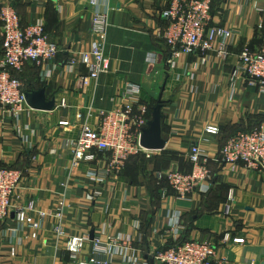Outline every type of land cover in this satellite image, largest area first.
<instances>
[{"label":"crops","instance_id":"1","mask_svg":"<svg viewBox=\"0 0 264 264\" xmlns=\"http://www.w3.org/2000/svg\"><path fill=\"white\" fill-rule=\"evenodd\" d=\"M172 1L0 0V12L12 5L23 24L43 22L59 47L49 66L27 63L20 73L24 84L45 87L47 99L55 98V108L28 106L20 117V134L15 121L0 109V165L22 171L16 202L35 200L39 209L53 212L64 199L67 235L94 231L93 238L129 236L134 254L149 264H160L156 251L182 240L210 242L213 264H263L264 173L242 162H221L219 151L237 132L264 128V90L249 85L239 66L241 52L256 51L264 41V0H212L211 25L235 32L226 58L216 49L207 57L197 52L172 56L160 36L167 24L163 13ZM97 11L109 17L106 52L111 68L82 87L79 77L88 68L79 59L92 47L90 27ZM70 59L76 62L69 70ZM127 83L141 87L137 97L124 96ZM160 96L164 149L153 151L150 158L141 153L121 166H111L112 154L99 151L95 160L72 166L68 145L79 137L83 124L97 128L101 110L128 102L150 108ZM63 121L69 124L61 125ZM207 125L220 132L206 133ZM194 144L210 159L212 186L181 198L166 191V183L155 175L189 171ZM108 166L110 173L102 182L88 174ZM172 213L180 214L177 226ZM32 232L14 213L0 221V264H78L93 253L88 241L78 259H72L65 238L53 231V218L46 219L37 237ZM226 233L230 239L223 241Z\"/></svg>","mask_w":264,"mask_h":264},{"label":"built area","instance_id":"2","mask_svg":"<svg viewBox=\"0 0 264 264\" xmlns=\"http://www.w3.org/2000/svg\"><path fill=\"white\" fill-rule=\"evenodd\" d=\"M91 3L96 4L97 0H91ZM212 10V0L171 2L163 13L167 25L160 32V36L170 48L173 57L193 52L207 57L214 49L220 57L228 56L235 32L220 25H211ZM0 22V41L3 48V54L0 56V109L15 121V130L20 134L22 130L19 125L20 117L28 104L25 98V84L13 76L11 70L20 71L27 63L47 67L57 57L59 47L48 37L43 22L22 25L21 16L10 4L2 7ZM108 27V14L102 11L95 12L90 27L95 39L91 49L81 53L79 59L88 68V73L79 77L82 87L110 71L111 62L106 52ZM75 62V59L68 61L69 70L73 68ZM239 62L248 84L264 90V41L256 51L245 48L240 54ZM140 90L139 85L127 83L123 94L128 98L137 97ZM150 118L147 106L136 108L130 102L112 110H101L98 127L83 124L79 137L69 143L72 166L77 167L82 162L95 160L99 151L112 154L111 166H121L131 156L141 153L150 158L152 150L140 144L142 129L146 127ZM60 124L68 125L69 122L63 121ZM205 131L209 134H218L220 128L207 125ZM220 154L222 162L231 164L242 162L247 167L264 173V128L237 132L225 143ZM189 159L192 163L189 172L158 171L155 175L159 181L168 183L175 195L181 198L191 196L198 189L205 192L210 190L212 173L206 151L199 144H194ZM109 173L108 166L101 171L91 170L88 174L94 180L102 182ZM21 178L22 171L18 168L0 165V221L9 219L14 213L18 223L31 227L32 236L37 237L46 219L53 218V231L56 237L65 238L66 248L72 259L77 260L85 244L92 241L93 253L86 260H78V264H149L147 260L140 259L134 254L133 241L129 236H95L91 240L89 233L67 235L63 225L64 199L59 201L53 212L39 209L35 200H30L26 204L16 202L15 195ZM171 221L177 226L180 214L172 213ZM224 238L225 241L229 240V233H226ZM234 241L243 242L244 239L235 238ZM214 253V246L210 242L191 240L168 249H160L156 251L155 257L160 264H213ZM11 254H16L14 247L11 248Z\"/></svg>","mask_w":264,"mask_h":264},{"label":"water","instance_id":"3","mask_svg":"<svg viewBox=\"0 0 264 264\" xmlns=\"http://www.w3.org/2000/svg\"><path fill=\"white\" fill-rule=\"evenodd\" d=\"M45 87L35 88L32 83L25 91L26 102L29 107L41 110H52L56 106L55 98L47 99ZM164 101L160 96L156 105L152 109V116L146 127L142 129L140 144L152 151L162 150L166 146L167 139L163 137V119L162 108ZM94 231H91L90 237L93 238ZM264 264V262H263Z\"/></svg>","mask_w":264,"mask_h":264},{"label":"trees","instance_id":"4","mask_svg":"<svg viewBox=\"0 0 264 264\" xmlns=\"http://www.w3.org/2000/svg\"><path fill=\"white\" fill-rule=\"evenodd\" d=\"M21 23H22V25H26V24H23V22H22V19H21ZM167 25V24H166ZM165 25V26H166ZM0 30H1V22H0ZM0 33H1V31H0ZM2 40V39H1ZM3 54V48H2V41H0V56ZM12 71V74H13V76H15V77H17V78H19L21 81H22V79H21V76H20V73H21V70L20 71H17V70H14V69H12L11 70ZM23 82V81H22ZM29 84H30V82H27V83H25V90H27L28 88H29ZM33 84V83H32ZM33 86H34V84H33ZM152 109H153V107H150L149 108V117H151V115H152ZM224 145V144H223ZM222 145V146H223ZM221 146V147H222ZM144 154V153H143ZM140 155V154H139ZM221 155V154H220ZM135 156H138V155H135ZM146 156V155H145ZM134 157V156H133ZM220 159V161L222 162V160H221V157L219 158ZM209 164H210V162H209ZM210 166V165H209ZM18 168V167H17ZM191 168H192V163H191ZM190 168V169H191ZM165 182V181H164ZM166 183V182H165ZM166 188H167V190L168 191H172V189L170 188V186L168 185V183H166ZM186 241V240H185ZM184 240H182V241H180V243H184L185 242ZM180 243H178V244H180ZM171 246H169V247H166V248H162V249H168V248H170Z\"/></svg>","mask_w":264,"mask_h":264},{"label":"rangeland","instance_id":"5","mask_svg":"<svg viewBox=\"0 0 264 264\" xmlns=\"http://www.w3.org/2000/svg\"><path fill=\"white\" fill-rule=\"evenodd\" d=\"M212 6H213V1H212ZM206 133H207V132H206ZM234 135H235V134H234ZM234 135H233V136H234ZM230 138H231V137H230ZM230 138H229V139H230ZM229 139H228V140H229ZM228 140H227V141H228ZM227 141H226V142H227ZM226 142H225V143H226ZM225 143H224V145H225ZM224 145H223V146H224ZM223 146H222V147H223ZM222 147L220 148V151H221ZM191 148H192V147H191ZM190 151H191V150H190ZM220 151H219V153H220ZM152 152H153V151H152ZM131 157H133V156H131ZM131 157H130V158H131ZM189 160H190V159H189ZM209 160H210V159H209ZM209 162H210V161H209ZM209 168H210V167H209ZM191 169H192V168H191ZM191 169H190L189 171H191ZM189 171H184V172H189ZM212 181H213V175H212V179H211V183H210V184H211V185H210V188H211V186H212ZM224 237H225V234H224V236H223V238H222L223 241H225V238H224ZM186 241H191V240H186ZM186 241H185V242H186ZM192 241H193V240H192Z\"/></svg>","mask_w":264,"mask_h":264}]
</instances>
